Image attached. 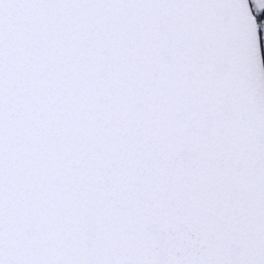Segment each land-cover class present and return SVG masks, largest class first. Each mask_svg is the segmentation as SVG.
Returning <instances> with one entry per match:
<instances>
[{
    "label": "snow or ice",
    "instance_id": "1",
    "mask_svg": "<svg viewBox=\"0 0 264 264\" xmlns=\"http://www.w3.org/2000/svg\"><path fill=\"white\" fill-rule=\"evenodd\" d=\"M264 0H0V264H264Z\"/></svg>",
    "mask_w": 264,
    "mask_h": 264
},
{
    "label": "trees",
    "instance_id": "2",
    "mask_svg": "<svg viewBox=\"0 0 264 264\" xmlns=\"http://www.w3.org/2000/svg\"><path fill=\"white\" fill-rule=\"evenodd\" d=\"M262 52H264V46H262Z\"/></svg>",
    "mask_w": 264,
    "mask_h": 264
}]
</instances>
